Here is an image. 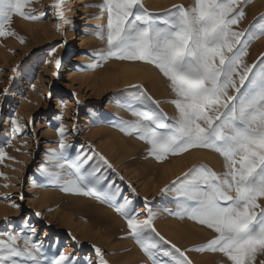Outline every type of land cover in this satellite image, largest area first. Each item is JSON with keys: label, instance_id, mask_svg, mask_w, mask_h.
<instances>
[{"label": "rangeland", "instance_id": "rangeland-1", "mask_svg": "<svg viewBox=\"0 0 264 264\" xmlns=\"http://www.w3.org/2000/svg\"><path fill=\"white\" fill-rule=\"evenodd\" d=\"M55 3L29 0L24 11L40 18L13 13L3 25L10 34L0 36V238L19 235L17 243L23 248L27 237L40 248L41 264H51L61 255L68 258L63 264H100L96 248L107 264H154L117 209L140 221L148 218L150 210L155 231L184 252L191 264H231L218 251L192 250L216 233L184 214V185L177 180L195 165L223 175V156L192 148L157 160L140 134H126L123 122L142 119L134 111L156 113L165 123L174 122L178 111L172 101L178 97L170 81L151 63L105 58L108 14L98 7L103 0H64L63 19L57 17ZM141 3L152 14L154 25L165 26L174 5L190 8L194 0ZM240 6L245 16L232 29L245 33L241 40L247 54L241 67L256 65L253 70L258 71L264 66L260 63L264 0H240ZM84 21L88 25L82 43ZM102 28L103 39L96 34ZM126 67L142 68L145 77L124 85V73L131 71ZM61 139L68 148L60 149ZM85 156L89 159L81 173L93 181L99 197L64 190L68 173ZM258 203L264 205V198ZM149 234L157 241L152 251L164 249L173 260L183 259L155 233ZM15 259L33 264L27 258ZM259 260L264 255L257 264Z\"/></svg>", "mask_w": 264, "mask_h": 264}, {"label": "snow or ice", "instance_id": "snow-or-ice-1", "mask_svg": "<svg viewBox=\"0 0 264 264\" xmlns=\"http://www.w3.org/2000/svg\"><path fill=\"white\" fill-rule=\"evenodd\" d=\"M63 2L55 3L60 19L64 16ZM28 3L29 0H0V36L10 34L3 25L10 22L13 13L27 19L40 18L24 11ZM98 7L108 14L105 58L155 65L178 97L172 101L178 111L173 123H165L156 113L134 111L133 115L142 119L123 122L122 130L140 134L157 160L192 148L211 149L224 158L223 175L195 165L177 178L184 185V214L216 233L205 245L192 250L218 251L231 264H257L258 257L264 255V205L258 203L264 198V66L258 71L253 70L256 65L241 67L242 57L247 54L246 43L241 40L245 33L232 29L245 16L240 0H194L190 8L174 5L165 26L151 22L152 14L143 8L141 0H103ZM96 34L103 39L104 29ZM60 63L56 61L57 67ZM260 63L264 65V61ZM59 131L63 137L64 129ZM68 147L61 139L60 149ZM88 159L85 156L68 173L64 190L99 197L93 181L81 173ZM117 210L154 264H191L184 252L155 231L150 210L143 221L122 208ZM149 233H155L183 259L173 260L164 249L152 251L157 241ZM35 234L33 228L32 235ZM19 239L12 233L7 234V239L0 238V264H21L17 257L41 264L40 248L27 237L21 248ZM95 251L100 264H107L100 249ZM66 259L61 255L51 264H63Z\"/></svg>", "mask_w": 264, "mask_h": 264}, {"label": "bare ground", "instance_id": "bare-ground-1", "mask_svg": "<svg viewBox=\"0 0 264 264\" xmlns=\"http://www.w3.org/2000/svg\"><path fill=\"white\" fill-rule=\"evenodd\" d=\"M81 2V1H80ZM85 23L83 24V28L81 29V32H80V34H79V37H80V39H79V42H82V43H84L85 42V37H84V30H85V26H87L88 25V23H87V21H84ZM76 42V41H75ZM77 43V42H76ZM74 46H75V44H74ZM126 68H128V67H126ZM141 68V67H140ZM129 69V68H128ZM131 69V68H130ZM129 69V70H130ZM142 69V68H141ZM141 69H138V68H136V69H131V71H127L126 73H124V77H123V79H122V83L125 85H127V84H133V83H135V82H139V81H141L144 77H145V75H143V70H141ZM129 87V86H128ZM113 143V142H112ZM113 145V144H112ZM137 171V170H136ZM180 172V169H177V173H179ZM176 230V229H175ZM174 230V231H175ZM174 233V232H173ZM177 233V232H176ZM181 233V232H180ZM175 235V234H174Z\"/></svg>", "mask_w": 264, "mask_h": 264}]
</instances>
